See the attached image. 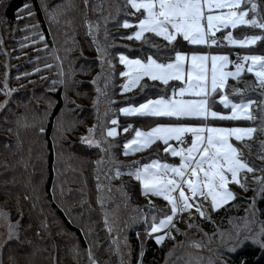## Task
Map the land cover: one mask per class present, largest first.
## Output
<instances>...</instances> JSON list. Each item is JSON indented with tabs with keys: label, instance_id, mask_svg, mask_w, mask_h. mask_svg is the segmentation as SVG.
<instances>
[{
	"label": "snow or ice",
	"instance_id": "obj_1",
	"mask_svg": "<svg viewBox=\"0 0 264 264\" xmlns=\"http://www.w3.org/2000/svg\"><path fill=\"white\" fill-rule=\"evenodd\" d=\"M84 2L87 4V0ZM262 2L264 0H125V6H130L133 10L131 14L139 13L140 15L136 17L135 22L127 19L123 21L120 26L125 29L132 28L133 31L121 38L141 42L154 51L143 56L117 54L118 63L123 66L118 75L124 78L119 94L124 95L137 87L142 92L145 89H156V92L155 98L145 93L141 102L129 103L127 106L119 107L117 111L126 118L145 119L151 126L144 130L134 128L129 123L121 128L118 118L113 116L106 122L101 121L98 125L87 127V134L80 139L82 144L96 149L101 154L100 158L94 161L98 170L105 164L110 166V171L111 166H114L116 177L127 174L139 182L142 195L160 197L167 203L168 211L162 212L150 201L148 213L151 219L148 216L143 217L147 225L145 235L152 237L157 245H161L166 238L175 240V237L171 235L172 229H175L178 234L187 235L180 233V229L176 228L174 223L185 213L188 214L189 219L198 216L214 224L211 213L219 211L236 199L237 194L233 186L248 192L249 180L245 174L258 171L249 165L243 157L242 149L233 143V141L243 143L245 140L252 139L257 128L220 127L213 126L208 121L209 119L214 121H253L255 119L250 111L254 103L252 99L245 101L242 98L240 102H234L224 94L223 90L229 78L238 81L245 73L255 77L254 87L264 90V55L241 54L239 51H233L234 49L245 50L256 45L257 42L264 41ZM40 6L50 24L58 22L56 9L59 5H53L50 9L44 0H40ZM15 19L25 21L22 30L31 34L25 36V40L35 37L36 39H32L33 44L40 42L45 48L48 47L43 32L39 30L40 24L36 20V12L29 0H25L22 7L16 10ZM2 20L3 17H0V21ZM29 21L32 23H28ZM98 29L99 25L88 24L87 35L97 45L99 62L114 68L112 60L108 58L109 54L97 42L95 33ZM238 29L258 30L259 34L237 33L234 35ZM157 40H162L164 43H157ZM2 43L0 38V44ZM25 46L27 45L21 44L22 48ZM187 46H191L189 51L181 50ZM202 49H227V51L213 54ZM4 54L7 55V53ZM232 56L235 58L232 59ZM56 59L59 60V57ZM229 65L233 70H228ZM45 67L53 66L45 65ZM56 67L60 69L57 74L61 79L53 80L51 83L53 86L64 85L63 68L61 64H57ZM72 75L74 73L69 70V79ZM98 79H100L99 76L93 79L94 86ZM173 81L179 83H172L169 87L170 82ZM108 83L109 77H105V89ZM51 90L55 91V87ZM95 90L99 95L105 94L98 86ZM13 91L15 89L8 88L5 74L3 88H0V94L5 97V100L0 102V109L6 107ZM233 92L239 94L240 90L233 89ZM217 95H219V104L229 110L227 114L212 110L213 104L216 103L214 98ZM261 95L264 96V91ZM64 99L67 101L66 96ZM72 103L75 104V101ZM97 103V100L93 101L94 106ZM114 103L115 101L109 100V104ZM52 106L53 102L49 101V108ZM109 111L113 109L109 108L104 115L107 116ZM185 121H196V123ZM105 123L110 124L111 127H105ZM97 127L100 128L99 135L96 133ZM73 130L74 126L69 125L68 128L61 129V134ZM261 130H264V125ZM39 131L43 133L44 128L41 127ZM129 132L132 135L123 141L122 155L127 156L156 146L157 151L162 150L172 158H179V162L168 163L159 158H151L150 162L143 164L133 162L131 165L124 166L122 170L117 165L116 157L112 152L113 148L120 145L113 144L111 140H115L121 133ZM243 146L250 147L247 144ZM260 148L264 151V142H261ZM53 149H55V141ZM259 158L264 160V155ZM97 181L96 187L99 193L103 186L99 183V177ZM251 182L259 185L258 189L253 190L254 196L249 198L251 200L249 209L255 215L258 211L256 199H264V176L254 177ZM97 203L102 209L104 208V200L101 196H97ZM160 212L162 214L158 217L157 213ZM0 216L7 220L6 213H0ZM69 222H72L71 219ZM185 223L188 228L196 227L200 230L198 225L187 223V221ZM104 224L107 231L111 233L113 227L109 224L107 212H105ZM18 227L19 222L7 224L8 239L18 238ZM81 231L83 232V229ZM156 233L160 234L153 235ZM137 236L139 237V233ZM219 236L223 238L224 233L220 232ZM247 239H251L254 244H258L264 250V227L253 237L246 236L241 239L237 233L235 242L230 246L225 245L227 251L235 252ZM112 243L117 245L116 251L119 254L117 240H113ZM192 245L196 248L201 247V244L196 241H193ZM89 258L92 264H96V261L92 259L90 247ZM209 264H214V261L209 260ZM219 264H226V261H220ZM240 264H244V261L241 260Z\"/></svg>",
	"mask_w": 264,
	"mask_h": 264
},
{
	"label": "trees",
	"instance_id": "obj_2",
	"mask_svg": "<svg viewBox=\"0 0 264 264\" xmlns=\"http://www.w3.org/2000/svg\"><path fill=\"white\" fill-rule=\"evenodd\" d=\"M75 1H77L74 4L77 7L76 10L69 9L66 13L68 17L63 15L65 26L61 25L60 29L56 26L55 31L59 33L56 32L57 35H55L41 9L40 0H29L36 12V20L40 24L39 30L43 32L48 45L45 49L43 43L36 42L34 47L40 45L42 53L46 52L49 55V64L51 63L53 67L46 69V72L54 76L46 81V86H49L50 91H48V96L43 95L37 98L35 93L31 97L30 94H26L23 101L19 97L9 103L0 115V213L7 214V220L0 216V227L3 225L7 227L8 223L17 224L19 222L18 238L8 239V236L6 237L2 246L0 264H92L89 258V247L96 264H121L116 251L117 245L112 243L113 240H117L120 246L118 232L112 230L109 233L104 224L106 207L109 203L108 196L97 192L98 181L95 172L98 170L96 165L93 170L92 164L87 162V156L96 149L88 148L81 143L80 139L87 134L86 128L94 122L95 106L92 104L96 91L92 88L93 83L90 80L97 75L100 66L96 45L87 35L88 24L90 18L101 15L103 9L105 11L104 5L107 3L101 5V0H87V4L84 0ZM24 2L25 0H0V17H3L1 23L8 33L19 26L24 28L25 21L15 19L16 10L22 7ZM109 3H113L112 16L109 18L105 11L103 22L107 21L104 25L108 30L105 37L108 35L109 40H117L116 43L109 45V50L112 54H116L112 63L114 67L116 65L113 73L118 76L116 90L119 91L117 95L122 99L110 97L113 85H109L107 96L115 103L108 104L106 111L109 108L113 111H109L107 116L104 115L106 121L117 116L119 107L132 101L141 102L145 93L154 97L156 92V89H145L135 99H126L119 94L122 81L118 73L122 68L118 64L117 54L126 52L137 56L142 55L143 52H152L154 49L141 42L121 38L131 33L129 29L120 26L122 20L127 17L125 0H111ZM93 6L96 10L92 9ZM7 32L5 31L6 35H8ZM21 35L30 36L31 34L28 31H22ZM32 39L28 40V44H33ZM156 42L164 43L162 40ZM190 47L182 49L190 50ZM141 49L143 51H138ZM56 57H59V60ZM76 57H78L77 61ZM232 58L234 59V56ZM57 64H61L63 68L65 84L53 86L51 81L59 80L56 79L60 70L56 67ZM35 65H37L36 70H39L35 76L40 80L43 66L39 61ZM69 70L74 73L71 79H69ZM80 77L83 78L77 83ZM243 85L247 87L245 83ZM53 87L55 91L51 90ZM65 96L67 100H75V104L72 101L67 102L64 99ZM259 97L264 99L261 93ZM49 101L53 102L51 108H49ZM101 109L104 108L100 107V111ZM57 117H59L58 120ZM119 119L126 121L120 127L131 123L134 128H141L139 122L145 126L151 125L145 119L135 117L126 118L120 115ZM6 122L8 126H5ZM233 122L237 123V121ZM261 122L264 125V111L261 113ZM69 125H73L74 130L61 134V129H66ZM109 126L110 124L106 123V127ZM41 127L44 128L43 133L39 131ZM262 136H264V130L259 128V132L251 142L255 139L259 142ZM54 141L55 149H53ZM244 144L250 143L249 141L235 142V145L242 151L246 150L243 157L249 165L258 169L255 172L261 173L260 176H264V171H261L264 170V165L262 169L258 158L246 156L247 151L255 150L253 145L247 148L243 146ZM160 147L162 149V145ZM256 147L259 148L258 152L262 151L260 146ZM113 149V154L118 153L116 162L122 163L120 166L122 170L124 166L131 165L133 162L143 164L151 158L164 159L163 151H157L156 146L127 156L121 154L122 148ZM262 162L264 163V160ZM111 167L112 184L116 186L117 178L118 180L122 178L118 184H124L126 194H133L131 188L137 192L136 206L140 209V215L137 217L139 221L132 224L133 227L128 230L127 237L124 240L123 237L120 238V241H124V244L125 241L128 243L133 264H138L139 260L140 264H162L174 247L175 240H180L179 236L182 235L177 233L174 236L175 240L168 238L161 245H157L152 237L141 241L140 234L145 227L142 213L146 207L142 205L143 195L139 182L127 174L116 177L115 168ZM247 179L250 183L247 185L248 192L233 186L237 194L236 199L230 201L219 211L211 213L214 224H210L207 220L201 222L208 232H215L216 227H221L222 221L229 222L230 219L244 217L245 210L251 203L249 198L254 196L253 190L259 188L258 184L251 182L253 179ZM97 196L104 198L103 209L97 203ZM241 205H245L246 208L244 211L242 208L237 211ZM256 209L260 221L264 224V199H256ZM108 220L111 225L110 215H108ZM186 228L180 233L187 232L188 227ZM224 254L222 255L224 258L220 261H226V264H240L241 260L244 264H264V250L250 239L245 240L235 252L227 251Z\"/></svg>",
	"mask_w": 264,
	"mask_h": 264
},
{
	"label": "rangeland",
	"instance_id": "obj_3",
	"mask_svg": "<svg viewBox=\"0 0 264 264\" xmlns=\"http://www.w3.org/2000/svg\"><path fill=\"white\" fill-rule=\"evenodd\" d=\"M110 1L111 0H101V5L107 3L104 6L106 7L105 11L108 14L109 18H111V16H112L111 8H112V4H113V3L112 4L109 3ZM44 2L47 3L49 8H50V6H53V5H59V7L56 9L58 22H56L54 24H50V27L52 28L53 33L55 35H57L56 32L59 33V31H57V30L55 31V27L57 26L59 28V27H61V25L65 26V23H64L65 17L63 15L68 17L66 13L69 12V9H72L73 11H75L77 7L74 4L77 3V1H75V0H62V1H60V0H44ZM92 9L96 10V8L94 6ZM105 11L103 9L100 13L101 15L90 18L89 24L99 25V29L95 33L96 38H97V42L99 43V45L102 48H104L107 51V53L109 54L108 58H110L112 60V63H113L116 54H112L110 52L109 45L112 43L113 44L116 43L117 40L116 39L109 40L108 35H107L106 36L107 39L105 42L106 31H108L107 29H105V25H104L107 21H105V23L103 22L105 19L103 17V16H105ZM132 11L133 10L131 9L130 6L127 7V11H126L127 17L125 19L129 20L130 22H135L136 17H138L140 14L136 13L135 15H132L131 14ZM124 20H122V23ZM103 28H104V30H103ZM22 29L23 28H21L19 26L17 28L11 29L10 33H8L7 29L5 30V27L2 26V23L0 21V38H2V41H3V43L0 44V88H3V81L5 80V74H6L7 75L8 88L9 89H15V91H13L11 93V96L8 100V104L11 103L12 101H14L16 98H19V97L22 98L21 100L23 101L26 94H30V97H31L35 93L37 98H40L43 95L48 96L49 86L48 87L46 86V81H48L51 77L54 76V74H52V73L50 74V73L46 72V69H49V68H46L45 65H52L51 63L49 64V55L46 54V52L42 53V49L39 48L40 45H38L35 48L34 47L35 44H28L30 40L29 41L25 40L24 37L26 35H21L22 31H23ZM129 30L131 32L133 31L132 28H129ZM5 31L8 33V35H6ZM237 33H240L241 35H243V34H247V35L259 34L258 30H253V29H238L234 32V35H236ZM21 44H25L27 46L22 48ZM37 49H40V50L37 51ZM181 50L182 51H189L186 49H181ZM202 50L212 52L213 54L220 52V51H227V49H224V50L202 49ZM233 51H239L241 54L264 55V41L257 42L256 45L252 46L251 48L245 49V50L234 49ZM4 53H7V55H5ZM120 53L132 56L126 52H120ZM146 53H149V52L148 51L143 52L142 55H137V56H143ZM50 57L53 59L52 56H50ZM40 58H42V59L38 60ZM75 60L77 61L78 57H76ZM37 61L41 62L42 63L41 66H43V69H42L43 72L40 76L43 78H40V80L37 78V76H35V73L37 72V70H36L37 65H35V63ZM119 66L123 69V66L121 64H119ZM115 68H116V65L114 68H109L106 64L102 65L100 63L99 71H98L97 75L94 77V78H96L98 76L100 77V79H98L96 82V86L100 87L105 92V94L99 95L97 92H95L94 100H97L98 103L95 105V109L93 108L95 116H93L94 122L91 124V126L98 125L101 121L106 122V117L104 116V114H105L106 108L109 104V99L107 96L109 85L110 86L113 85L112 91L109 94L110 97H112V99H114L115 97H118L119 100L122 99L121 97H119L117 95V92H119V91L116 90V88L118 86V82H117L118 76L117 75L115 76L114 74H112L115 71ZM51 69H52V67H51ZM228 70H233L231 65H229ZM25 73H28V75H25ZM110 74H112V75H110ZM105 77H109V83H108V87L106 89L104 87ZM82 78L83 77H80L79 80L77 81V83ZM94 78L92 77L90 81L92 82ZM56 79L60 80L61 77L58 76V77H56ZM63 79H64V77H63ZM121 81H122L121 82V84H122L124 82V78H121ZM254 82H255V77L250 73H245L242 75V77L238 81L229 78L226 81V87L223 90L224 94L227 95L229 97V99L233 100L234 102H240V100L242 98L245 101L248 99H252L254 101V103L250 107V111L252 112L253 116L255 117V119L253 121H237V123L235 124L233 121H218V120L214 121V120L209 119L208 123L213 125V126H220V127H233V126L255 127V128H257V131L253 134V137H254L259 132V128H261V126H262L261 113H262V111H264V99H262V97H259V94L264 90H261L258 87H254V84H255ZM172 83H179V82H174V81L170 82L169 87L171 86ZM243 83H245L247 85V87H245L243 85ZM228 85H230L229 88H228ZM96 86H94L92 84V88H94V90H95ZM32 87H35V88H32ZM31 89H33V90H31ZM233 89H239L240 93L239 94L234 93ZM141 92L142 91L140 90V88L137 87V88H134L131 91L125 93L123 95V97H125L126 99H129V98L135 99ZM151 98H155V96L151 97ZM185 98H188V97H185ZM214 99H215L216 103L213 104L212 110L227 114L229 112V110L224 109L223 106L221 104H219V95L215 96ZM4 100H5V97L2 94H0V102H3ZM71 101H75V100H73V99L67 100V102H69V103ZM130 103H138V102L132 101ZM86 104L90 105L88 103H86ZM92 105L94 106V104H92ZM124 106H127V105H124ZM100 107H102L104 109H101V111H100ZM121 107H123V106H121ZM5 109H6V107L3 109H0V115H1V113H3V111ZM98 116H99V120H98ZM119 116H120V114L118 113L116 118H118L119 124L121 126L126 121L119 119ZM185 122L196 123V121H185ZM5 124H6L5 126H8L7 125L8 122H6ZM139 124H140V126H142L141 128H143L144 130H147V128L151 126V125L145 126L142 122H139ZM105 127H106V123H105ZM109 127H111V125ZM138 128H140V127H138ZM99 132H100V128L97 127V129H96L97 135H99ZM131 135H132L131 132L130 133H121L116 137L117 140H111L110 138L109 139L111 140V142L113 144L120 145V148H122L123 141L128 139ZM262 137H261V140L259 142H256L257 139H255L251 142V140L253 138L250 140H245V141H249L250 144H247V145L250 146L252 144L253 148L255 149V150L250 149V151H247L248 155H246V156L252 157V158L257 157L259 165L263 169L264 163L262 162V160L259 157L262 154H264V151L258 152L259 148L256 147V146H260L261 142L264 141V136H262ZM233 143L235 144L234 141H233ZM247 148H249V147H247ZM78 150H80L79 147H78ZM245 151L246 150L243 149V151H242L243 156H245ZM112 152H114V149H112ZM100 155L101 154L96 150L87 156V162L92 164L93 170H94V166H95L94 161L99 159ZM114 155H115L116 160H117L118 153L114 154ZM160 160L164 161V162H168V163H178L179 162V158H172V157L166 155L165 153H164V159H160ZM121 161H122V159H121ZM148 162H150V161H148ZM117 165L122 166V163L118 162ZM109 168H110V166L108 164H105L99 170L97 169L98 171L95 172V175L97 177H99V183L103 186L101 193L108 196L109 203L107 204L106 211H107L108 215H110V218L112 220L111 225L113 227V230L118 232L119 244H120V246H119V261L121 264H133L132 258H131L132 256H131V253L128 249V243L124 244V241H120V238L123 237V240H124V238L127 237L128 230L133 227L132 224L137 223L139 221V218H137V217L140 215V209L137 208V206H136L137 202H138L136 200L137 192H135V190L131 188V192H133V194H126L125 189H124V184H118V181H121L122 178H120L119 180L117 178L116 186L114 184H112V178H109L111 176V171L109 170ZM245 175L247 176V178L253 179L254 177H260L261 173L253 172V173H248ZM124 181H126V180H124ZM248 185H250V183H248ZM96 189H97V187H96ZM109 189H111V191H109ZM114 192L116 194H114ZM103 200H104V198H103ZM150 201H151L153 206H155L158 209H161L162 212L168 211V205L162 198L153 197L151 195H148V196L143 195L142 205L144 207H146V209H144V211L142 213L143 217L148 216V218L151 219V216L148 213V207H149ZM205 207H207V204H205ZM241 208L244 211V208H246V206L245 205L239 206L237 208V211ZM247 210H248L247 212L245 210L246 213H245L244 217H242V218L230 219L231 222L230 221L229 222H223L222 221L221 227H216L215 232H208L203 227V225L201 224L203 219H200L198 216L195 217L194 219H189L187 213L181 215L179 220L174 221L176 228H179L180 231H185L187 229L186 228L187 225H186L185 221H187V223H192V224L198 225L200 230H198L196 227H193V228H188L187 232H183V233H186L187 235L179 236L180 240H175L174 247L172 248V250L170 251V254L168 255V257L166 258V260L162 264H209V260H212V261H214V264H217L218 261H220L224 258V256H222V255H225L224 253L227 252V247L225 245L226 244L229 246L232 245L235 242V238H236L237 233H239V237L241 239H243L246 236L247 237H253L256 235V233H258L260 231V229L262 227H264L263 222L260 221V219L258 217V213L256 212V214L253 215V212L251 209L247 208ZM162 212L157 213V216L159 217L162 214ZM146 227H147V225L145 224V227L141 232L142 234H140L141 241H145L148 238H150V237H146V235H145V228ZM220 232L224 233L223 238H221L219 236ZM159 234L160 233H156L153 235H159ZM176 234H177V232L175 231V229H172L171 235L175 236ZM205 234H207V235H205ZM7 236H8L7 227H6V225L5 226L3 225L2 227H0V255H1V251H2V246L5 243ZM167 239L168 238H166L165 240H167ZM193 241L199 242L201 244V247L200 248L194 247L192 245ZM138 264H140V260L138 261Z\"/></svg>",
	"mask_w": 264,
	"mask_h": 264
},
{
	"label": "built area",
	"instance_id": "obj_4",
	"mask_svg": "<svg viewBox=\"0 0 264 264\" xmlns=\"http://www.w3.org/2000/svg\"><path fill=\"white\" fill-rule=\"evenodd\" d=\"M235 58V57H234Z\"/></svg>",
	"mask_w": 264,
	"mask_h": 264
}]
</instances>
